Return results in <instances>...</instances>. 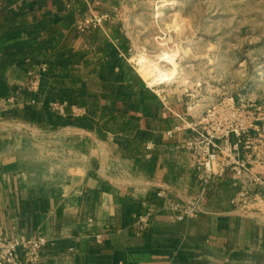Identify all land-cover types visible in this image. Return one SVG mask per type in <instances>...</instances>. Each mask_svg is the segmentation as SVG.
<instances>
[{
	"label": "crops",
	"instance_id": "0c3cea01",
	"mask_svg": "<svg viewBox=\"0 0 264 264\" xmlns=\"http://www.w3.org/2000/svg\"><path fill=\"white\" fill-rule=\"evenodd\" d=\"M98 9L0 0V234L49 239L39 264H264L263 216L237 202L229 173L184 213L203 188L179 145L192 131L167 133L199 118L145 83L118 23L79 28Z\"/></svg>",
	"mask_w": 264,
	"mask_h": 264
},
{
	"label": "rangeland",
	"instance_id": "374dc122",
	"mask_svg": "<svg viewBox=\"0 0 264 264\" xmlns=\"http://www.w3.org/2000/svg\"><path fill=\"white\" fill-rule=\"evenodd\" d=\"M93 2L100 9L86 18L118 23L128 61L149 87L182 105L191 119L225 97L249 109L259 126L253 131L259 132L245 140V157L256 163L254 172L264 174V0ZM142 58L151 65L146 72ZM243 204L264 219V194Z\"/></svg>",
	"mask_w": 264,
	"mask_h": 264
},
{
	"label": "built area",
	"instance_id": "2783aa9c",
	"mask_svg": "<svg viewBox=\"0 0 264 264\" xmlns=\"http://www.w3.org/2000/svg\"><path fill=\"white\" fill-rule=\"evenodd\" d=\"M103 18H87L79 23V28L85 30L100 26ZM40 69L46 70V65H42ZM29 78L28 89L37 91L39 72L30 71ZM64 106L65 104L52 103V107L60 111ZM255 121L246 106L240 105L234 97H225L211 105L197 121L187 122L168 131L169 137H174L177 131H192L179 145L190 157L203 188L201 193L188 203L184 210L187 216H193L201 209L207 186L227 173L240 186L236 196L237 202L264 194V174L254 172L253 164L241 151L245 140L253 133L259 132L253 131L259 127ZM158 195L165 196V193L159 191ZM179 206L176 201L170 203L173 210H179ZM153 214V209L137 214L135 224L139 231H145L150 226ZM94 237L98 242L102 241L101 234H95ZM48 244L49 239L42 235L26 237L21 234H0V263L21 264L18 256L22 251L26 263L39 264L41 252Z\"/></svg>",
	"mask_w": 264,
	"mask_h": 264
},
{
	"label": "bare ground",
	"instance_id": "6f19581e",
	"mask_svg": "<svg viewBox=\"0 0 264 264\" xmlns=\"http://www.w3.org/2000/svg\"><path fill=\"white\" fill-rule=\"evenodd\" d=\"M166 54H163V55H161V58L162 59H164L165 60V56ZM164 57V58H163ZM139 64H140V66H141V71L142 72H146V71H148V69L150 68V64H149V62H146L145 60H144V58H142V59H140V61H139Z\"/></svg>",
	"mask_w": 264,
	"mask_h": 264
}]
</instances>
